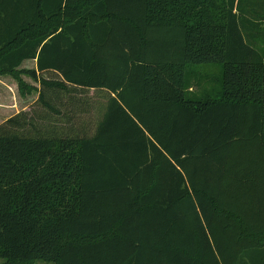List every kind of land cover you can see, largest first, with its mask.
<instances>
[{
	"label": "trees",
	"instance_id": "trees-1",
	"mask_svg": "<svg viewBox=\"0 0 264 264\" xmlns=\"http://www.w3.org/2000/svg\"><path fill=\"white\" fill-rule=\"evenodd\" d=\"M22 76L106 102L88 136L0 127L4 264H264V0H0V77L58 114Z\"/></svg>",
	"mask_w": 264,
	"mask_h": 264
},
{
	"label": "rangeland",
	"instance_id": "rangeland-1",
	"mask_svg": "<svg viewBox=\"0 0 264 264\" xmlns=\"http://www.w3.org/2000/svg\"><path fill=\"white\" fill-rule=\"evenodd\" d=\"M26 70H34L33 62L24 65ZM43 77L51 80L59 79L53 73H44ZM189 91L198 98L215 96L220 89V69L215 66H205L194 69L189 78ZM22 81L42 91L44 101L53 110H49L39 100L38 90L30 95H21L17 88V82L10 77H0V127L12 117H18L19 126L7 128L8 132L18 133L25 136H50L66 134L92 135L106 102V94L100 91L84 90L68 86L66 90H58L51 93L43 89L39 84L28 76H22ZM4 85L9 86V89ZM10 95L13 110L12 113L2 111L8 95ZM0 264H4L0 260ZM33 264H54L51 262L36 261Z\"/></svg>",
	"mask_w": 264,
	"mask_h": 264
},
{
	"label": "crops",
	"instance_id": "crops-1",
	"mask_svg": "<svg viewBox=\"0 0 264 264\" xmlns=\"http://www.w3.org/2000/svg\"><path fill=\"white\" fill-rule=\"evenodd\" d=\"M30 62H33L35 64V61H24L21 64L20 69H25L24 65H26L27 63H30ZM35 68H34V70H35ZM4 86L9 89V86H7V85H4ZM7 95H8V98L6 100V103L3 105L4 108H2V111L5 113H12L13 110H12V108H10L11 107L10 105L12 104V100H11L10 95L9 94H7Z\"/></svg>",
	"mask_w": 264,
	"mask_h": 264
}]
</instances>
